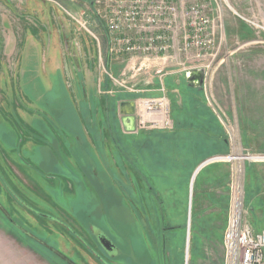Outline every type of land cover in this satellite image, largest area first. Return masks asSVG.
Segmentation results:
<instances>
[{
	"label": "rangeland",
	"instance_id": "1",
	"mask_svg": "<svg viewBox=\"0 0 264 264\" xmlns=\"http://www.w3.org/2000/svg\"><path fill=\"white\" fill-rule=\"evenodd\" d=\"M193 1L177 2L179 27L169 32L173 39H167L163 57L130 59L107 52L110 35L92 16L93 0H0V205L5 209L0 230L5 240H23L51 264H223L220 234L205 233L201 225L196 229L194 222L188 233L189 204L186 219L181 218L186 230L174 227L178 220L171 218L162 190V184H170L172 165L185 175L186 168L192 171L194 164L221 156L209 164H228L229 187L241 165L244 213L252 207L260 216L253 218L264 226L259 208L264 205L258 204L264 197L248 202L245 178L247 162H264V0L221 5L196 0L215 29L200 58L193 49H181L185 8ZM202 65L208 67L199 89L184 74ZM163 96L159 108L172 127L141 124L149 114L142 102ZM127 100L136 104L133 131L124 130L120 111L119 103ZM22 110L51 118L43 125L47 142L56 127L64 140L56 152L38 146L40 165L25 144L34 131ZM186 116L196 128L193 141L201 146L188 164L181 158L188 152L180 135L188 125L177 121ZM204 129L219 133L228 148L214 152V141L197 134ZM252 133L254 138H242ZM72 155L77 170L66 159ZM129 176L137 190L131 197ZM32 177L35 188H28L25 181L31 184ZM74 180L80 199L65 188ZM22 206L31 208L30 217Z\"/></svg>",
	"mask_w": 264,
	"mask_h": 264
},
{
	"label": "built area",
	"instance_id": "2",
	"mask_svg": "<svg viewBox=\"0 0 264 264\" xmlns=\"http://www.w3.org/2000/svg\"><path fill=\"white\" fill-rule=\"evenodd\" d=\"M178 1L93 0L91 13L92 16L104 22L110 35L107 52L111 57L118 58L128 55L130 59L135 56H144L147 59L148 56L154 55L160 58L163 57L161 55L168 47L167 39H173L169 32L175 33V27H179L177 23L179 15L176 10ZM223 1L220 0L221 3L218 4L221 5ZM219 5L215 8L218 11L217 18L220 20ZM203 7L204 5L198 1H193L185 8V22L182 23V26H186L187 32L183 35L184 42L181 49L185 51L193 49L199 58L205 57L210 40L215 38L213 35L214 21ZM85 23H80V26L83 27ZM200 67L205 69V73L207 72V65ZM193 68L190 66L187 69ZM163 100L164 96L142 102L147 106L149 114L145 118L142 117L141 124L149 120L151 126L172 127L169 116L162 115L163 111L159 108ZM240 167L241 165L237 164L235 181L229 187L227 220L224 231H222L223 264H264V228L253 231L243 218L245 214L242 205L244 192L242 177L238 173ZM240 182L242 195L237 192Z\"/></svg>",
	"mask_w": 264,
	"mask_h": 264
},
{
	"label": "crops",
	"instance_id": "3",
	"mask_svg": "<svg viewBox=\"0 0 264 264\" xmlns=\"http://www.w3.org/2000/svg\"><path fill=\"white\" fill-rule=\"evenodd\" d=\"M0 101H1L0 102V108H2V106H3L2 97H1ZM189 105H190V103H189ZM241 106L244 107V105H241ZM197 107H198V105H197ZM22 113H23L22 114L23 118H26L27 119L26 121H28V123L31 122V125L33 127V131H34L33 134H29V137L25 138L26 139L25 144H27V146L30 145V146H28L29 148H31L29 150H30V152H33L35 160H37L38 164L40 165L42 160H40V161L38 160L39 159L38 153L40 152V150L38 149L39 148L38 146L47 147L51 152H56L55 150H57L58 147H62L61 145L64 141L63 137L61 136V133L58 132L59 128L56 127V129H53L54 133L56 135L50 139L51 141L49 140V142H47V138L45 137V135H46L45 132H47L48 129H47V127H44L43 125H45L47 120L49 121V119H51V118H49L46 115H44V116L40 115L39 116L37 114V111L35 114H31V113L29 114V112H24L22 110ZM186 118H188V117L186 116V117L178 118L177 121H184L185 124L188 125V127H186L187 129L183 128L181 130L182 133L180 134L181 139H182L181 140L182 143L184 144V141L185 142L187 141V144L185 147L187 150L186 149L185 150L188 152V153H186L188 155H186L185 157L181 156V158L183 161H185L188 164L189 162H191L190 160L192 157H194L193 159H195L194 153L197 151V148H201V146L199 145L197 147V145H195L196 143L193 140H195V138H197V137H195L196 128L189 127V125H191L192 121H190L188 119L189 120V123H188V121H185ZM194 118H196V116H194ZM197 119L200 123H202L204 125L207 123L205 117L201 116V117H197L196 120ZM1 120H3V119H1ZM193 124H197V121H194ZM190 129H193V131H190ZM200 130H202V129L200 128ZM184 131H187V132H184ZM194 132H195V134H194ZM191 133L193 135H191ZM130 134H132V132H130ZM185 134H187V135H185ZM197 134L199 136L203 137L204 140L214 141V145H213V147L215 149L214 152L225 151L228 148V146L225 142L226 140H224L222 138V136L217 132L215 134L214 132H212L210 130L206 131L204 129L201 132L198 131ZM254 136L255 135L252 133V135L247 134L245 137L243 135L242 138L243 139L244 138L245 139H248V138L252 139V138H254ZM40 137H43L44 139L41 140ZM58 140H59V142H58ZM220 140L222 141V143L220 142ZM73 141H75V140H73ZM177 145H178V142H176V146ZM185 150H183V154L185 153L184 152ZM175 151H176V149H175ZM183 154H181V155H183ZM175 155H178V153ZM73 157H75V156L72 155L71 157L66 158V159L68 161V164L71 165V167H74L75 170H77V168H78V167H76L77 161ZM260 159L264 160V157H261ZM260 159H258V160H260ZM220 160L221 159H219V160L218 159L217 160L216 159H209L205 162L204 161L201 163L198 162L199 164H194L195 168L192 171L189 168L188 169L186 168L185 169V173H186L185 175L183 174L184 170L182 169V167L178 168L177 165H172L170 171L173 173L171 175H169L171 178V180H169L170 184H167L166 185L167 187L166 186L164 187L162 184V188H163L162 190L164 191L163 193L167 197V200L169 202L168 208H169V213H170L171 218L178 220L174 227L179 226L178 227L179 229L184 228L186 230V220L183 221L182 223H181V221L183 218H185L184 216L186 214V208H187L186 206H188V204H189V206L191 205L190 206L191 207V213H190L191 215H190V218L187 219V226H188V222H190V227L189 226L187 227V230L189 229L188 233L190 232V228L192 226H194V224H195L196 229L198 226L201 225V226H203V228L201 230H204V227L206 228L205 233H210L212 235L220 234L219 237H217V239L222 242V238H223V232L222 231L224 230L225 225H226L227 210H228L227 204L229 203V192H228L229 186H228V179H227L228 178V166H227L228 164H226V163L209 164V163L217 162ZM255 162L256 161L247 162L245 164L246 165L245 178H246V186H247L246 192L250 196L248 202H250V200L253 199L254 197H258V196L264 197V162H256V163ZM207 164H209V165H207ZM44 165L46 167V164H44ZM204 165H207V166L204 167ZM181 166H185V163H183V165H181ZM197 166H199L198 169H197ZM127 170L129 172H131L130 167ZM190 171H191V174H189ZM203 171L205 173H202ZM132 172L138 173V170H134V171L132 170ZM137 176H138V178L139 177L141 178V176H139L138 174L135 175V177H137ZM132 179L133 178L131 176H129V179L127 182V183H129V186H130L129 196L133 195V191H134V194H137V190H135L134 187H132V184H133ZM31 180H32V181H30L31 184H29L28 181H25V183H26L28 188H33V187L35 188L36 183H34V181H35L34 178L32 177ZM135 181L137 182L136 179H135ZM162 181H164V180H162ZM193 183L196 184L195 188L193 187ZM77 184H78L77 181H75V183L69 182V184H68L69 187L66 186L65 188H69V190H70L69 192L74 194L75 198L80 199V197H79L80 186ZM136 186H137V184H136ZM76 201H78V200H76ZM76 201L74 203H76ZM260 203L262 205H264V201H259L258 204H260ZM57 206H58L57 204L52 202L51 207L58 209V211L60 212V209ZM20 208H21V206H20ZM259 208L261 210H264V208H262V206ZM23 209L26 211V213L30 217L31 214L29 213L30 212L29 209H31V208L28 207V209H27V208L23 207ZM0 210L2 212L1 214L5 213V209L1 205H0ZM248 210H250L249 214L246 213L247 216L244 214L243 218L247 223H249V225L252 227L253 231H259L260 229L264 228V226L258 225L257 222L255 221V218H253L254 216H256V217L259 216L257 214L256 210L253 209L252 207H249ZM57 214H59V213L57 212ZM50 215L54 216L53 214H50ZM51 216H50V218H49V216H45V217L47 219H51ZM1 218L3 219V217H1ZM193 222H194V224H193ZM181 230H183V229H181ZM10 233L13 237H14V235H17L15 232H12V231H10ZM3 236H4V233L1 232V230H0V264H51L49 261H47L41 255L36 254L35 251H38L37 249H35L34 247H32V248H34L33 250L30 249L31 247L29 245L25 244L23 242V240H21L22 242H19L16 239L10 240L8 235H7V237H8L7 240H5L3 238ZM19 240H20V238H19ZM132 246H133L132 242H130V247H128L130 252H131L130 248Z\"/></svg>",
	"mask_w": 264,
	"mask_h": 264
},
{
	"label": "water",
	"instance_id": "4",
	"mask_svg": "<svg viewBox=\"0 0 264 264\" xmlns=\"http://www.w3.org/2000/svg\"><path fill=\"white\" fill-rule=\"evenodd\" d=\"M204 73L205 69L200 67L188 69L185 71L184 75H186V80L188 83L201 89L205 75ZM133 103L134 101L131 100L122 101V103H119L120 111L123 114L122 121L125 127L124 130L126 131H133L135 129V117H133L135 112V104ZM198 168L199 166H197V169Z\"/></svg>",
	"mask_w": 264,
	"mask_h": 264
},
{
	"label": "bare ground",
	"instance_id": "5",
	"mask_svg": "<svg viewBox=\"0 0 264 264\" xmlns=\"http://www.w3.org/2000/svg\"><path fill=\"white\" fill-rule=\"evenodd\" d=\"M222 158H224V157H215V158H210V159H222ZM209 160V159H208ZM205 161H207V160H205ZM204 161V162H205ZM241 168V167H240ZM238 173H239V176L241 177V169H239V171H238ZM239 179V178H238ZM242 187H241V182L238 184V186H237V192L239 193V195H242Z\"/></svg>",
	"mask_w": 264,
	"mask_h": 264
},
{
	"label": "trees",
	"instance_id": "6",
	"mask_svg": "<svg viewBox=\"0 0 264 264\" xmlns=\"http://www.w3.org/2000/svg\"><path fill=\"white\" fill-rule=\"evenodd\" d=\"M37 214H39V215H43L42 213H38V212H37ZM176 227H179V226H176Z\"/></svg>",
	"mask_w": 264,
	"mask_h": 264
}]
</instances>
